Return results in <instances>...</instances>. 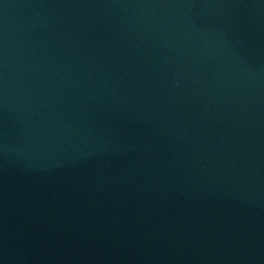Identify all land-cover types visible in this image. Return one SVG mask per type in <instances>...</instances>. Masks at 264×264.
<instances>
[{
	"label": "water",
	"instance_id": "water-1",
	"mask_svg": "<svg viewBox=\"0 0 264 264\" xmlns=\"http://www.w3.org/2000/svg\"><path fill=\"white\" fill-rule=\"evenodd\" d=\"M0 264H264V0H0Z\"/></svg>",
	"mask_w": 264,
	"mask_h": 264
}]
</instances>
